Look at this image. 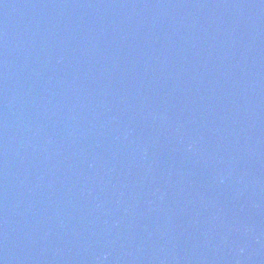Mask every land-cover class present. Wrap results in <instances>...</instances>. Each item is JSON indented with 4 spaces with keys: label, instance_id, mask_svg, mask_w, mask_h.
I'll return each instance as SVG.
<instances>
[{
    "label": "water",
    "instance_id": "water-1",
    "mask_svg": "<svg viewBox=\"0 0 264 264\" xmlns=\"http://www.w3.org/2000/svg\"><path fill=\"white\" fill-rule=\"evenodd\" d=\"M0 264H264V0H0Z\"/></svg>",
    "mask_w": 264,
    "mask_h": 264
}]
</instances>
